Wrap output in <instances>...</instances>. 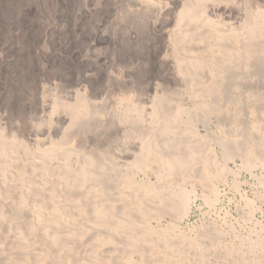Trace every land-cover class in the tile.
Returning a JSON list of instances; mask_svg holds the SVG:
<instances>
[{
	"label": "bare ground",
	"instance_id": "obj_1",
	"mask_svg": "<svg viewBox=\"0 0 264 264\" xmlns=\"http://www.w3.org/2000/svg\"><path fill=\"white\" fill-rule=\"evenodd\" d=\"M41 47L59 62L38 68ZM11 52L1 120H21L24 140L0 132V264H264V249L249 242L208 251L145 240L113 197L114 158L180 164L187 139L210 137L204 100L264 97V0H0V56ZM118 68L122 79H104ZM84 84L86 118L73 88ZM118 93L126 97L113 120ZM46 112L57 124L49 134L34 124ZM113 137L123 143L115 157ZM99 151L105 158L94 161ZM166 196L159 201L178 206Z\"/></svg>",
	"mask_w": 264,
	"mask_h": 264
},
{
	"label": "rangeland",
	"instance_id": "obj_2",
	"mask_svg": "<svg viewBox=\"0 0 264 264\" xmlns=\"http://www.w3.org/2000/svg\"><path fill=\"white\" fill-rule=\"evenodd\" d=\"M88 20L91 23L99 22L94 16L89 17ZM101 31L114 34L115 30L108 23H104ZM40 49L37 58L40 59L38 61L40 69L41 66L58 63L62 56L60 52L52 51L48 47ZM92 50L99 53L103 52L104 48L96 47ZM46 51L47 54H43ZM86 52H88L87 48L82 54H78V58L83 55L86 58ZM13 53H8L7 60L0 56V91L6 92L11 85L10 65L14 62ZM123 76L122 68L103 71L106 81L115 77L122 79ZM73 88L76 89L79 104L82 105L81 113L86 118L89 111V106L86 104L89 87L84 84ZM44 95L48 96L46 90ZM125 97L121 93L115 97L113 120L121 115L116 108ZM132 99H127V105L135 110L136 101ZM5 104L6 94H0V132L7 134L8 140L23 141V137L18 133V128L23 125L21 120L12 117L1 120ZM188 106L189 109H193L191 103H188ZM204 107L207 109L205 119L212 129L209 133L210 137L204 141L190 138L185 143L181 142L184 143L182 147L188 144V148L192 149H188L191 152L183 154L187 161L179 164L174 163L173 159L172 163L171 158H165L159 163L157 160L143 156L142 159H146L145 161L140 157L131 163L132 166L125 167L114 158L113 197L119 202L123 200V204L133 211L145 240H154L153 243H157L158 237L160 240H170L177 245L188 242L208 251L212 249L213 243L219 246H216L217 250H221V246L238 248L242 243L249 242L255 245V250H258L256 253H259L260 249H264V97L239 100L235 98L221 100L216 97L212 100H204ZM182 111L184 110L180 107L176 115L181 116ZM48 114L49 112L41 114V120L34 121V124L46 130L47 134H49L48 130L52 131L57 125ZM191 117L199 120L200 112L196 109ZM114 139L116 138L113 137V157L119 146L123 145L121 143L115 147ZM192 155L194 158L190 160L189 157ZM104 158L105 155L99 151L93 160H104ZM191 184L196 190L191 188ZM133 185L138 187L135 188ZM165 194L175 197L177 208L159 201L163 196L168 197ZM120 195H124V198Z\"/></svg>",
	"mask_w": 264,
	"mask_h": 264
}]
</instances>
